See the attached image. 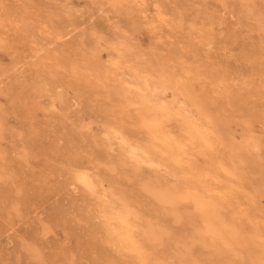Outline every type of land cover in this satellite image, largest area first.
<instances>
[{"label": "rangeland", "instance_id": "rangeland-1", "mask_svg": "<svg viewBox=\"0 0 264 264\" xmlns=\"http://www.w3.org/2000/svg\"><path fill=\"white\" fill-rule=\"evenodd\" d=\"M193 197L243 244L201 242ZM120 199L140 252L104 217ZM254 254L264 264V0H0V264Z\"/></svg>", "mask_w": 264, "mask_h": 264}, {"label": "bare ground", "instance_id": "bare-ground-1", "mask_svg": "<svg viewBox=\"0 0 264 264\" xmlns=\"http://www.w3.org/2000/svg\"><path fill=\"white\" fill-rule=\"evenodd\" d=\"M116 3L118 4V2H116ZM119 7H121V6L119 5ZM124 9H126V7ZM147 88H148L147 92H149V94H151V93L155 94V96L156 95L160 96V94L161 93L163 94V92L166 90V87L158 88L156 82L148 83ZM201 136L206 137V135H201ZM123 143H124V145L126 144L125 141H123ZM207 143H208V146H209L210 142L208 141ZM128 153L133 155V156H131L133 158L138 156L137 154H135L133 152H128ZM170 162H171V159H170ZM172 163H173V161H172ZM228 170H230V169H228ZM101 179H100V181H101ZM93 180H94L93 177L86 176V177H84V178H82L80 180L79 184L80 185H84L87 190H88V188L92 189L95 186L94 182L99 180V179H95L94 181ZM101 182L103 184V181H101ZM158 190L159 191H156L152 187L151 188L147 187V191L149 193H151L152 195H154V197L156 198V200L160 204H162L163 206L170 207L173 210V213H177L178 212V208H179L178 205H179V203L181 201L177 197H175V195H174L175 193L174 192H172V193L171 192H165V191H162V189H158ZM118 198H120V197H118ZM120 200H122V199H120ZM185 200L188 201V202H191L194 205V211L196 210V212H197L196 214L197 215L199 214V216L201 218V219L200 218L199 219L202 220L201 222H203L204 228L202 230L198 231V238H199V240L201 242H205L207 239L210 240V242L214 245V247H216L217 251H215V252H218V254H223L225 252L224 250L227 249V247H230L232 244H235V245H238V246H241L243 244L239 240V235L236 232L235 228H231L229 225L225 224L224 222L221 223V224H218L216 222V217L211 215L210 212H209L210 208H211L209 201H206L202 197H195V198L193 197V199H185ZM108 203H110V205H107V202L104 204L105 206L103 207L104 208L103 212H104L105 219L109 218L110 216H114L113 220L110 221V226L113 227V231H114L113 232L114 234L112 233V237L113 238L115 236L117 237V242H119V244H118L119 246L121 245V246H123V248H126L127 250H129L131 252H140L141 249H142V246L140 245L137 237L135 236L136 224L134 223L133 220H131L129 218V215L132 216V214H133L132 213L133 211L131 210L132 206L130 207L129 203L124 201V200H122V202H119V201L115 202L113 200H109ZM116 205L118 206L117 208H116ZM106 209H110V211H106ZM212 210L213 209L211 208V211ZM137 213H138V211H137ZM136 216H137V214L133 215L134 218ZM107 226L109 227V224H107ZM150 228H151V226H150ZM155 230H157V229H155ZM155 230L154 229L149 230L148 233L145 235L146 239L150 238V239H152L154 241L160 240L161 235L159 234V232H157L158 230L157 231H155ZM106 233H108V232H106ZM108 234H110V233H108ZM211 243H209V244L212 247ZM209 244H207L208 247L210 246ZM118 245H116V246H118ZM124 251H126V250H124ZM136 256H137V254H136ZM250 257H251L252 264H259L262 261V259H263V255H260V254H257V255L254 254L252 256L250 255ZM144 261H145V258H142V261H141V262H143L142 264H145ZM154 264H156V263H154Z\"/></svg>", "mask_w": 264, "mask_h": 264}]
</instances>
